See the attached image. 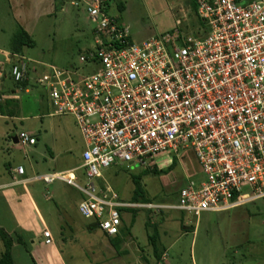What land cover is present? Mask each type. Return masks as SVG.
<instances>
[{"label": "built area", "instance_id": "built-area-1", "mask_svg": "<svg viewBox=\"0 0 264 264\" xmlns=\"http://www.w3.org/2000/svg\"><path fill=\"white\" fill-rule=\"evenodd\" d=\"M108 3L65 0L61 8L82 5L94 27L96 49L80 59L99 67L93 75L75 78L46 66L39 77L40 63L16 56L11 64L16 84L35 74L51 116L72 117L85 143L79 168L36 180H60L79 190L80 214L110 238L121 235L123 209L200 218L264 199V0H194L201 35L173 32L142 43L109 16ZM17 140L36 144L27 132ZM186 151L195 155L203 178L187 183L177 204L125 203L109 185L96 182L113 166L153 170L159 154L179 158ZM43 234L51 244V233Z\"/></svg>", "mask_w": 264, "mask_h": 264}, {"label": "rangeland", "instance_id": "rangeland-1", "mask_svg": "<svg viewBox=\"0 0 264 264\" xmlns=\"http://www.w3.org/2000/svg\"><path fill=\"white\" fill-rule=\"evenodd\" d=\"M108 4L109 16L128 29L135 43L173 32L182 38L202 34L194 0H109ZM21 29L8 0H0L1 51H13ZM31 39L35 47L23 48L17 56L40 63L30 64L32 69L35 65L39 77L46 66L72 73L75 78L91 76L99 69L80 61L96 49L94 27L82 5L68 4L66 11L55 9L52 17L38 24ZM2 69L11 76L12 65ZM34 75L31 73L33 82L29 80L30 94L19 95L22 120L0 117V178H10L9 165L27 168L29 159L38 162L39 172L82 165L85 143L74 119L51 116V103L45 90L35 84ZM4 89H15L11 79ZM23 131L35 134L36 147L15 146L12 138ZM155 163L157 171L116 165L96 182L100 187L109 185L122 202L164 206L177 204L181 189L203 178L190 151L179 158L159 154ZM77 174L81 177L83 171ZM83 182L81 179L79 184ZM38 187L39 193L49 198L40 196V205L66 264H264V199L228 211L205 213L200 218L164 209H123L126 228L120 236L110 238L94 220L80 214L83 194L79 190L60 180L50 185L41 182ZM138 187L140 193L136 192ZM116 239L121 240L119 251L114 248ZM2 252L0 240V256ZM244 256L248 257L245 263ZM13 259L15 264H33L22 248L14 249Z\"/></svg>", "mask_w": 264, "mask_h": 264}, {"label": "crops", "instance_id": "crops-1", "mask_svg": "<svg viewBox=\"0 0 264 264\" xmlns=\"http://www.w3.org/2000/svg\"><path fill=\"white\" fill-rule=\"evenodd\" d=\"M8 2L14 14V18L31 37L32 33H34L37 29L38 24L42 20L52 17L56 9V0H8ZM0 55L3 57V60L0 61V102H2L0 105L5 106L10 100L17 102L19 106L16 112L17 114H15L14 117L7 114L9 115L7 117L19 118L20 114H22L21 109L23 108L20 103L21 98L19 95L21 92L30 94V87L32 86H30V84L26 88L17 86L11 76L6 74L2 69L8 64L11 65L14 63L17 55H12L10 52L1 50ZM10 79L15 85V89L7 91L4 89L5 83H7ZM30 80L32 83L33 80ZM0 117L5 116L0 115ZM27 133H30L36 139V144L32 146L36 147L37 137L34 136L35 134L33 132ZM17 137L18 135L12 138L16 147L20 145ZM32 160L33 159L28 160L29 165L27 168L21 165L18 167L9 165L8 173L10 178H6L5 176L0 178V228L8 233L12 239H14L15 245L13 253L14 249L22 248V250L29 255L32 263L34 260L36 264H66L63 253L58 245H56V241L53 240L51 244H46V238L43 234L45 231H49L51 233L52 239L55 238L45 218L44 211L40 205L41 200H39V198L42 197L45 200H49V198H47L45 194L39 193L38 183H41L42 181L36 179L52 173L69 172L79 168L80 166L62 169L58 172H50L49 170V172H39V168L37 167L38 162L34 163ZM52 161H54V159ZM20 167L23 168V174H18L16 172V170ZM125 228L126 226L124 224L121 233ZM91 229L94 230L95 227H91ZM17 239H22L27 246L24 247L20 245L17 242ZM247 260L248 257L244 256L243 262L245 263Z\"/></svg>", "mask_w": 264, "mask_h": 264}, {"label": "trees", "instance_id": "trees-1", "mask_svg": "<svg viewBox=\"0 0 264 264\" xmlns=\"http://www.w3.org/2000/svg\"><path fill=\"white\" fill-rule=\"evenodd\" d=\"M64 2L65 0H56V11L61 10V7L63 6ZM14 44L16 47H14L13 51H11L12 55H19L23 51V48L35 47L34 41L24 31V29H21V36L16 38ZM28 85H29V80L25 81L22 84H17V86H22L23 88H26ZM18 108L19 106L17 102L10 100L6 103L5 106L0 105V115L1 116L10 115L11 117H14V115L17 114L16 112ZM174 166H175V162L172 164L171 167H169V170H172ZM151 171H157V170L153 169ZM136 192L140 193L141 188L138 187L136 189ZM0 240L2 241L4 247V252L0 257V264H15L13 259V248L15 245L14 239H12V237L8 233H6L3 229L0 228ZM120 241H121L120 239H116L114 243V248L118 251L120 250ZM17 242L24 247L27 246L22 239H17ZM156 257L160 260V257H158V255H156ZM33 263L36 264L34 260Z\"/></svg>", "mask_w": 264, "mask_h": 264}, {"label": "water", "instance_id": "water-1", "mask_svg": "<svg viewBox=\"0 0 264 264\" xmlns=\"http://www.w3.org/2000/svg\"><path fill=\"white\" fill-rule=\"evenodd\" d=\"M3 57L0 55V61H2L3 59H2Z\"/></svg>", "mask_w": 264, "mask_h": 264}]
</instances>
